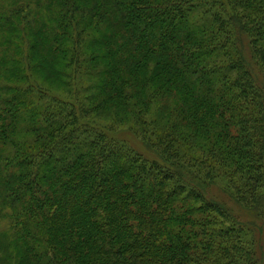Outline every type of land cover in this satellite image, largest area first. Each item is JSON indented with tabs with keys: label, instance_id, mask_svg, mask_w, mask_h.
Wrapping results in <instances>:
<instances>
[{
	"label": "trees",
	"instance_id": "trees-1",
	"mask_svg": "<svg viewBox=\"0 0 264 264\" xmlns=\"http://www.w3.org/2000/svg\"><path fill=\"white\" fill-rule=\"evenodd\" d=\"M5 1L0 264H264V0Z\"/></svg>",
	"mask_w": 264,
	"mask_h": 264
},
{
	"label": "rangeland",
	"instance_id": "rangeland-1",
	"mask_svg": "<svg viewBox=\"0 0 264 264\" xmlns=\"http://www.w3.org/2000/svg\"><path fill=\"white\" fill-rule=\"evenodd\" d=\"M30 2V6L32 7H36L35 3L33 2V0H6L5 1V6L7 5H18V3H22V2H26L27 3ZM23 24V23H21ZM26 27V24H23ZM23 29V27H22ZM26 29V28H25ZM25 29L20 31V35L22 37V41L19 43L22 44V54L26 55L27 51H28V42H27V32H25ZM11 38H15V36L12 34L10 36ZM1 39V38H0ZM2 51V46L0 43V52ZM248 59L250 61V65L253 62L250 58V56H248ZM42 75H44L43 73H41ZM32 78H35L38 80V82L40 84H42V86L46 87L49 89V91L51 92V94L54 95H61V88L57 87L56 85L50 84L49 82H45L43 81V78L40 76L39 73H34L32 75ZM7 82V79L5 76L2 75V73H0V85H3ZM60 93V94H59ZM101 123H106V122H111L109 119H99L98 120ZM125 131H127L126 129H122L121 132H123L121 135L122 137H124L125 139H127L128 141H130L131 143L135 144L140 150H142V152L147 155L148 157L153 156L152 152L149 149H145L142 147V145L136 141L132 136H130V134L128 132L125 133ZM189 156L192 155L190 151H188ZM223 182V180H221ZM225 183V182H223ZM212 192L216 195L219 196L220 198L223 199V201L225 202V204L232 210V212L239 218V220L248 228H250L253 234V237L255 239V241H257L256 244H259V248H260V252L264 250V232L262 231V220L259 217V213L257 212L256 209L253 208H246L243 207L241 205H236L234 204L231 200H229V198L218 188V187H213ZM264 193V190H263ZM264 228V227H263ZM262 254V252H261Z\"/></svg>",
	"mask_w": 264,
	"mask_h": 264
}]
</instances>
